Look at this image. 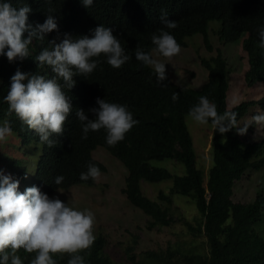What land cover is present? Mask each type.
<instances>
[{"label":"trees","instance_id":"obj_1","mask_svg":"<svg viewBox=\"0 0 264 264\" xmlns=\"http://www.w3.org/2000/svg\"><path fill=\"white\" fill-rule=\"evenodd\" d=\"M5 0H0V3ZM16 9L29 6V23L42 24L48 15H53L59 26V33L53 31L40 41L34 39L29 45L30 56L23 61L10 63L6 56L0 55V121H8L12 132L16 134L22 146L30 141L39 147V154L30 179H24L25 169L21 161L14 157L0 156V169L19 180V191L37 186L41 192L50 196L57 189H67L75 184L90 185L93 180L80 179L87 172L88 164H94L100 172L104 165L92 157L97 147L103 148L125 169L120 193L127 202L141 210L147 217V229L153 226H165L174 218L169 215L171 200L161 191L156 193L158 202L148 198L141 191V184L169 181V192L187 195L194 201L201 216L196 226L181 219L186 230L192 236L201 234L207 244L204 254H181L176 250H145L137 259L133 248L128 255L131 264H264V237L253 229L264 212V194L255 193L251 201L243 203L232 200V188L243 172L257 170L264 166L263 141L243 142L236 128L221 134L213 131L211 121L208 125L212 133L210 138L211 166L207 171L203 185L201 172L195 167L194 152L190 134L184 122L189 110L198 104L201 96H206L217 106L219 114L227 110L237 113L239 119L249 107L257 105L264 111V96L256 100H242L226 107L229 69L219 47H212L206 24L215 20L219 26L214 30L216 41L221 44L236 41L242 33L240 49L246 57L243 81L246 86L264 82V48L259 47L258 29L264 27V0H93L85 8L81 0H9ZM162 10L167 18L177 23L175 29H168L161 21ZM111 28L131 59L120 68H113L103 55L96 57L100 63L89 75H75L74 87L67 89L61 83L65 94L70 98L72 110L64 124L62 135L52 134L50 139L57 143L53 147L42 144L38 134L27 127L4 101L10 86V77L19 69L22 72L44 75L46 79L55 76L47 65H38L36 56L44 48H51L48 41L57 42L64 33H70L73 39L89 36L99 26ZM168 31L181 47H185V38L194 33L200 35L204 49L211 54L200 57L199 64L206 71L205 81L198 87H185L175 84L168 77L163 85L157 83L154 70L135 59L137 48L149 54L155 48L151 37L160 31ZM25 37L27 33L24 34ZM154 52V51H153ZM166 85V86H164ZM173 93L178 100L173 101ZM97 98L107 102L126 105L133 118L138 120L124 140L110 147L106 143V131H89L87 139L82 137V123L76 116L83 109L89 119H94L89 109L98 107ZM254 123L249 125L251 130ZM264 133V129H263ZM171 160L182 165L183 172L171 173L166 167L151 164L152 160ZM63 175L64 181L57 185L55 177ZM133 242L136 243L134 237ZM104 238L96 236L85 256L86 264H115L102 249ZM19 255L23 264H31L35 253H26L21 249ZM180 256V258H179ZM57 264H67V254L53 257Z\"/></svg>","mask_w":264,"mask_h":264},{"label":"clouds","instance_id":"obj_2","mask_svg":"<svg viewBox=\"0 0 264 264\" xmlns=\"http://www.w3.org/2000/svg\"><path fill=\"white\" fill-rule=\"evenodd\" d=\"M85 8L93 4V0H81ZM32 9L26 4L19 9L12 6L9 0L0 3V55L7 57L10 63L23 61L30 56L29 45L34 39L43 41L47 33H59V26L53 15H48L42 24L33 26L28 15ZM161 21L168 29L178 25L167 18L162 10ZM25 33L27 36L25 37ZM259 47L264 48V27L258 29ZM153 51L167 60L179 55L181 46L168 31L161 30L159 35L153 34ZM51 48H44L36 56L38 65H47L55 76L46 79L44 75L22 72L19 69L10 77V86L4 101L9 106V113L16 116L34 130L42 144L49 147L56 145L50 139L52 134L62 135L64 124L71 113L72 104L65 94L57 78L63 85L71 89L75 85V75L91 74L100 61L94 59L101 55L113 68H120L131 57L111 28L103 25L93 30L91 37L80 36L73 39L72 34L64 33L57 42L54 38L48 41ZM135 59L144 66H150L156 75L157 83L163 85L167 79L165 63L154 59L151 54L137 48ZM166 86V85H164ZM178 93H173L172 100H178ZM98 107L89 109L94 119H89L83 109H78L76 116L82 123V137L87 139L89 131H106V143L116 146L124 140L126 133L139 123L133 118L126 105L107 102L97 98ZM189 117L199 125H207L211 121L213 131L224 134L233 128L240 135L247 132L249 125L264 124V114L252 117L244 127L237 126V113L227 110L219 114L215 103L206 96L199 98L198 104L188 113ZM12 135L8 121L0 126V142H6ZM100 169L88 164L87 172L80 174V179L98 180ZM63 175L55 177V184L64 181ZM19 180L11 174H4L0 169V264H23L17 253L23 249L26 253H35L31 264H57L54 256L67 254V264H86L85 256L90 254L96 236L94 229L96 218L91 210H79L61 201L57 197L50 198L37 186L27 187L19 191Z\"/></svg>","mask_w":264,"mask_h":264},{"label":"rangeland","instance_id":"obj_3","mask_svg":"<svg viewBox=\"0 0 264 264\" xmlns=\"http://www.w3.org/2000/svg\"><path fill=\"white\" fill-rule=\"evenodd\" d=\"M219 26L215 20H209L206 24L207 37L212 47H219L222 56L226 60L229 69L228 89L226 92V107L229 108L242 100H256L264 96V82L246 86L243 81V72L246 68V57L240 49L241 36L233 42L221 44L216 41L214 30ZM186 45L181 47L179 55L171 60L150 54L154 59L165 63L166 73L175 84L179 86L198 88L204 81L206 71L200 66L199 58H207L211 52H207L200 35L194 33L185 38ZM264 114L257 105L249 107L246 113L239 119L238 125L249 123L252 117ZM191 138L194 152L195 167L201 172L203 185L205 184L207 171L211 166V127L195 123L189 116H184ZM4 121H0L2 126ZM264 124H255L246 134L240 135L243 142L263 141ZM237 132V131H236ZM39 147L30 141L22 146L15 133L7 138L6 142H0V156L14 157L21 161L25 169L24 179L28 180L33 175ZM93 158L101 162L105 170L100 172L98 180H93L90 185L75 184L67 189H57L49 197H57L61 201L79 210H91L96 218L94 235L104 238L103 253L115 264H131L128 255L132 252L127 248H133L135 257L139 259L145 250L162 251L176 250L181 254L207 252V244L204 237L199 234L192 236L184 227L181 219L196 226L201 223V216L197 212L194 201L187 195H179L169 192V181L156 183H142L141 191L148 198L158 202L156 193L161 191L171 200L168 205L169 215L174 218L165 226L155 225L151 229L146 228L148 217L139 209L130 205L119 189L123 184L125 175L124 167L103 148L97 146L92 152ZM151 164L166 167L171 173L183 172L181 164L171 160H152ZM264 194V166L257 170L248 169L236 181L232 188V200L237 202H249L255 193ZM161 206L164 203L158 202ZM254 231L264 237V212L262 218L253 224ZM134 237L136 243L133 242ZM180 258V256H179Z\"/></svg>","mask_w":264,"mask_h":264}]
</instances>
